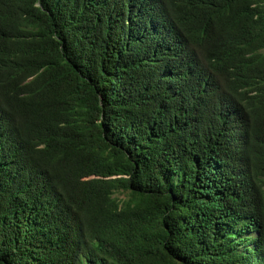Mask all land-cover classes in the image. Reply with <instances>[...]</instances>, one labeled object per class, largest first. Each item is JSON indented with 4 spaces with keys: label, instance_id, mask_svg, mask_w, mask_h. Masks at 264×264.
Returning a JSON list of instances; mask_svg holds the SVG:
<instances>
[{
    "label": "trees",
    "instance_id": "1",
    "mask_svg": "<svg viewBox=\"0 0 264 264\" xmlns=\"http://www.w3.org/2000/svg\"><path fill=\"white\" fill-rule=\"evenodd\" d=\"M0 264H264V0H0Z\"/></svg>",
    "mask_w": 264,
    "mask_h": 264
}]
</instances>
